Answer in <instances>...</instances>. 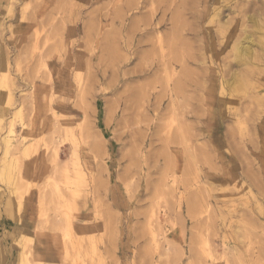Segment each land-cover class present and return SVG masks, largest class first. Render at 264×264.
Wrapping results in <instances>:
<instances>
[{
    "label": "rangeland",
    "instance_id": "374dc122",
    "mask_svg": "<svg viewBox=\"0 0 264 264\" xmlns=\"http://www.w3.org/2000/svg\"><path fill=\"white\" fill-rule=\"evenodd\" d=\"M261 39L264 0H0V264H264Z\"/></svg>",
    "mask_w": 264,
    "mask_h": 264
},
{
    "label": "bare ground",
    "instance_id": "6f19581e",
    "mask_svg": "<svg viewBox=\"0 0 264 264\" xmlns=\"http://www.w3.org/2000/svg\"><path fill=\"white\" fill-rule=\"evenodd\" d=\"M180 15V14H179ZM151 18V17H150ZM160 20V19H159ZM250 21L256 26V28L258 30H261L262 28L259 26L260 24L258 23V21L256 19H254L253 17H250ZM174 22V21H172ZM227 24V20L225 22ZM222 24V23H221ZM220 24V27L218 28L220 30V34H222L224 32V29L223 27L221 26ZM229 25V23H228ZM226 26V25H225ZM224 26V27H225ZM254 26V27H255ZM246 34V33H245ZM241 38V37H240ZM262 40V39H261ZM263 41V40H262ZM259 43L261 45L262 42H260L258 40V44L255 43V41L252 40L251 36L250 35H246L243 37L242 40H239V38H235V40L233 41V44L231 46V50H232V58H233V62H234V65L236 67H240V66H243L246 62V60H249V62L252 60V56H253V49L252 47L254 48V45H259ZM264 43V41H263ZM167 45V44H166ZM260 49H262V47L260 46L259 47ZM158 49V48H157ZM263 50V49H262ZM264 51V50H263ZM162 66V65H161ZM163 69V68H162ZM3 81V79H2ZM241 81L239 80V77L235 75V73H233L231 75V77L229 78V80L226 82V87H227V90L229 93H236L239 89H241L242 91L245 89V85L243 84H240ZM3 86V85H1ZM247 86V85H246ZM3 88V87H2ZM7 88V87H6ZM6 93L7 96L6 97V102L9 103L10 101V92L8 90H6ZM238 95V94H237ZM4 97V96H3ZM135 97V96H134ZM170 103V102H169ZM17 114H20V110H18V112H16ZM13 120V119H12ZM12 124L10 123L9 124V131L8 134H12ZM7 129V130H8ZM9 134V135H10ZM4 141V145H5V150H10V148L12 147V143H10V141L7 139V137H4L3 139ZM6 155V154H5ZM11 156V155H10ZM15 189V188H14ZM17 191V190H16ZM14 192V191H13ZM19 207V206H18Z\"/></svg>",
    "mask_w": 264,
    "mask_h": 264
}]
</instances>
